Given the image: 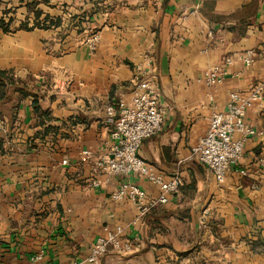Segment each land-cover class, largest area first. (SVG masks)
Returning a JSON list of instances; mask_svg holds the SVG:
<instances>
[{"label":"crops","instance_id":"crops-1","mask_svg":"<svg viewBox=\"0 0 264 264\" xmlns=\"http://www.w3.org/2000/svg\"><path fill=\"white\" fill-rule=\"evenodd\" d=\"M5 1L15 13L0 27V264H89L105 225L122 228L133 249L110 251L101 264H264V100L246 114L261 132L238 163L248 175L218 182L191 156L229 92L264 82V0H39L38 18L32 0ZM94 31L92 50L85 40ZM249 49L252 64L236 58L224 82L204 84L206 68ZM146 53L166 114L139 154L185 184L133 225V202L111 198L128 178L90 186L95 158L81 151L96 154L109 138L106 106L128 96ZM130 180L158 196L145 178Z\"/></svg>","mask_w":264,"mask_h":264},{"label":"built area","instance_id":"built-area-1","mask_svg":"<svg viewBox=\"0 0 264 264\" xmlns=\"http://www.w3.org/2000/svg\"><path fill=\"white\" fill-rule=\"evenodd\" d=\"M85 42L90 49H95L100 42V33L91 32ZM254 57L253 49L242 54L225 56L220 62L203 71L202 80L206 86L215 88L226 80L229 66L236 58L250 65ZM131 82L132 89L128 96L120 95L106 106L105 122L111 126L109 138L103 142L96 154L82 150L81 155L85 159L95 158L94 174L88 179V184L92 187H100L113 176L128 178L111 194V198L115 201L133 202L136 214L132 224L137 225L153 208L169 202L171 195L178 193L185 182L180 173L167 177L139 154L143 139L162 130L166 114L152 54H144L141 61L135 64ZM54 87H57L56 82ZM263 100L264 82L258 81L248 90H231L226 109L212 113L205 135L191 147V156L206 165L218 182H223L233 171L242 176L248 175L249 170L238 167V163L248 138L261 132H257L247 121L246 114ZM259 161L264 163V158ZM62 163L67 164L68 161L64 159ZM130 176L143 177L156 185L159 188L158 196L150 195L130 180ZM256 187V184L252 185L253 189ZM103 232L91 246L86 258L89 264H101L102 257L110 251L127 253L133 249L131 239L125 237L122 228L105 225ZM42 256V253L36 254L31 257V261H38ZM70 264L84 263L73 261Z\"/></svg>","mask_w":264,"mask_h":264},{"label":"trees","instance_id":"trees-1","mask_svg":"<svg viewBox=\"0 0 264 264\" xmlns=\"http://www.w3.org/2000/svg\"><path fill=\"white\" fill-rule=\"evenodd\" d=\"M38 2H39V0H32L30 3L27 4L28 9H30L34 12L35 18H38L42 13V10L40 8L36 7ZM47 18H48V16H47ZM10 22H11V19H10V21L6 22L5 19L3 17H1L0 18V27H2L4 30H8ZM35 25L46 26L48 24L40 23V21L37 20V22H35ZM4 73L5 72H1V74H4ZM3 82H5L4 77H1L0 78V96L4 95L3 94V92H4L3 87L5 86V84Z\"/></svg>","mask_w":264,"mask_h":264},{"label":"rangeland","instance_id":"rangeland-1","mask_svg":"<svg viewBox=\"0 0 264 264\" xmlns=\"http://www.w3.org/2000/svg\"><path fill=\"white\" fill-rule=\"evenodd\" d=\"M13 8H15L14 5H10L9 7L5 0H0V15L2 14L1 17H7L9 14L15 13Z\"/></svg>","mask_w":264,"mask_h":264}]
</instances>
